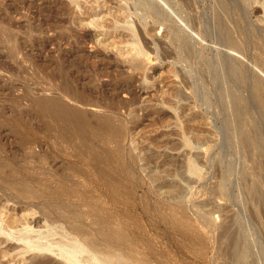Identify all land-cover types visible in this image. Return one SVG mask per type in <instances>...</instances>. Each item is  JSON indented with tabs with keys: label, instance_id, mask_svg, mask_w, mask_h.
<instances>
[{
	"label": "rangeland",
	"instance_id": "1",
	"mask_svg": "<svg viewBox=\"0 0 264 264\" xmlns=\"http://www.w3.org/2000/svg\"><path fill=\"white\" fill-rule=\"evenodd\" d=\"M96 1L0 0V264H30L36 251L14 239L24 226L101 258L120 248L126 264H264V165L234 132L227 97L263 125L251 86L264 88V0ZM226 23L244 54L214 42ZM226 59L243 76L222 77ZM129 81L134 99L114 97Z\"/></svg>",
	"mask_w": 264,
	"mask_h": 264
},
{
	"label": "bare ground",
	"instance_id": "2",
	"mask_svg": "<svg viewBox=\"0 0 264 264\" xmlns=\"http://www.w3.org/2000/svg\"><path fill=\"white\" fill-rule=\"evenodd\" d=\"M71 1H73V0H71ZM89 1H92L93 3H95L96 5L95 6H93L94 8L95 7H98V2L96 1V0H89ZM124 1H126V0H124ZM136 1V0H135ZM138 1V0H137ZM140 1V0H139ZM146 1V0H145ZM77 2V1H76ZM142 2V1H141ZM71 3V2H70ZM120 3V2H119ZM116 4V9H117V11L121 14V15H124L125 14V10H126V8L123 6V5H120V4ZM77 4V3H76ZM75 4V5H76ZM101 4V3H100ZM144 5V4H143ZM147 5V4H146ZM146 5H144V6H146ZM83 6H85L86 7V5H83ZM85 7H83L84 9H85ZM138 7V6H137ZM87 8V7H86ZM89 8V7H88ZM93 8V9H94ZM139 8V7H138ZM148 8V7H147ZM152 8V7H151ZM92 9V10H93ZM91 10V9H90ZM115 10V9H114ZM60 11H62V12H65L66 10L65 9H60ZM94 11H95V9H94ZM151 11V10H150ZM255 11V10H254ZM85 12H86V10H85ZM148 12V11H147ZM153 12V11H152ZM88 13V12H87ZM154 13H156V11L154 12ZM98 14V13H97ZM96 12H95V17L94 18H92L91 20H89V22L91 21L92 23H97V20H98V18L96 17ZM158 14V13H157ZM93 15V14H92ZM92 15H89V16H92ZM125 16V15H124ZM157 18H158V16H157ZM63 20V19H62ZM64 20H65V18H64ZM230 20H232V19H230ZM229 20V21H230ZM192 22V21H191ZM190 23V22H189ZM227 23H228V19H227ZM227 23L225 24V26L224 25H222V26H215L216 27V30L214 29L213 31L216 33L213 37L215 38V41L214 42H216L218 45H223V46H226V47H228V48H231V50H235V52H238V53H243V47H241L238 43H237V39H236V37L234 36L235 34H233L234 33V31H236V30H234V31H232L231 29H230V26L228 27L227 26ZM230 24V23H229ZM228 24V25H229ZM233 24V23H232ZM235 24V23H234ZM238 24V23H237ZM192 25H193V23H192ZM191 25V26H192ZM234 26V25H233ZM232 26V27H233ZM236 27V26H235ZM235 29V28H234ZM212 31V30H211ZM212 34H214V33H212ZM202 36H204V35H202ZM212 36V35H211ZM85 38L86 40H90L91 39V36H90V32L89 31H87L83 36H82V38ZM210 37V36H209ZM212 37V38H213ZM180 40V39H179ZM186 41V40H185ZM213 41V40H212ZM107 43V42H106ZM105 43V44H106ZM182 50H184V54H185V56H190L191 55V51H190V47H189V45L187 44V43H183L182 44ZM245 50V49H244ZM246 52V51H245ZM248 52V51H247ZM259 52V51H258ZM244 54V53H243ZM242 54V55H243ZM193 55V54H192ZM254 55V54H253ZM219 56V55H218ZM245 56V55H244ZM257 57V56H256ZM221 58V57H220ZM227 58V57H226ZM247 58V57H246ZM216 59V58H215ZM218 59H219V57H218ZM254 59V58H253ZM221 60V59H220ZM219 60V61H220ZM260 60V59H259ZM199 61V60H198ZM218 61V60H217ZM222 61H223V58H222ZM225 62H223L224 64H222V62H221V64H219V66L220 65H223V66H220L221 67V70H220V67L219 66H217V64H216V62H215V66H217V68L219 67V70L222 72H225V74H224V76L222 75V77H226V75L227 74H229V75H231V73L230 72H232V71H239V69H240V65L238 66L237 64H239V63H237V62H234L235 60H230V59H228V61H227V59L226 60H224ZM220 63V62H219ZM237 63V64H236ZM257 63V62H256ZM262 63V62H261ZM254 64H255V62H254ZM258 64V63H257ZM117 65V64H116ZM259 66V69L261 68V69H263L264 70V66H263V63H262V65L261 64H258ZM212 66V65H211ZM214 66V67H215ZM116 67H120V65L119 66H116ZM213 69V68H212ZM216 69V68H215ZM225 69V70H224ZM260 69V70H261ZM218 69H216V70H214V71H217ZM241 70H242V68H241ZM262 70V71H263ZM213 71V70H212ZM213 71V72H214ZM219 71V72H220ZM237 71V72H238ZM218 72V71H217ZM216 72V73H217ZM234 72V73H235ZM246 72V71H245ZM244 72V73H245ZM233 73V74H234ZM238 73H240V72H238ZM210 74V73H209ZM232 74V75H233ZM242 76H243V74H242V72L240 73ZM239 74V75H240ZM248 73H246V75H247ZM200 75H205V71L203 70V69H201V74ZM217 75V74H216ZM228 75V76H229ZM236 77L238 76L237 74H234ZM233 75V77L235 78V76ZM212 76V75H211ZM215 76V75H214ZM218 76V75H217ZM228 76L226 77L227 79L226 80H228ZM245 76V75H244ZM221 77V75H220V78H222ZM247 77H248V75H247ZM232 77L230 76V78L229 79H231ZM241 78V77H240ZM219 79V78H218ZM217 79V80H218ZM237 79H239V76L237 77ZM213 80V79H212ZM217 80H213V81H215L216 83L215 84H218V83H220L221 82V80H220V82L219 81H217ZM235 80H236V78H235ZM240 80V79H239ZM247 80H249V79H247ZM257 80V82H255ZM230 81V80H229ZM233 81H234V79H233ZM238 81V80H237ZM236 81V82H237ZM241 82H242V80H240ZM244 81V80H243ZM254 81V80H253ZM253 81H252V83H253ZM255 83H254V87L253 86H251L252 88H253V92H251V93H254L252 96H254L255 98H257L258 100H259V103H261L260 104V106L262 107V108H264V94H262V90H264V88H263V83L261 82H259V80L256 78L255 79ZM206 82V81H205ZM218 82V83H217ZM223 82V81H222ZM235 82V83H236ZM241 82H239L238 81V83H241ZM249 82V81H248ZM227 83H228V81H227ZM231 83V82H230ZM243 83V82H242ZM246 83V82H245ZM250 83H251V81H250ZM220 85V84H219ZM236 86H237V84H235ZM234 85V86H235ZM239 85V84H238ZM245 85V84H244ZM230 86H233L232 84H230ZM240 87L241 86H243L242 84H240L239 85ZM246 86V85H245ZM227 87H228V85H227ZM249 87V86H248ZM237 88V87H236ZM241 88H243V87H241ZM245 88V87H244ZM247 88V87H246ZM251 88V89H252ZM216 89V88H215ZM220 89H221V86H220ZM232 89H234V88H232ZM222 90V89H221ZM224 90H231V88L229 87V89L227 88V89H224ZM223 90V94H224V92L226 93V91H224ZM239 90V89H238ZM246 90V89H245ZM244 90V91H245ZM249 90V89H248ZM248 90H247V93H248ZM218 91V90H217ZM232 91V90H231ZM236 91H237V89H236ZM120 92H125L126 94H128L129 96L128 97H130V99H134V94H135V92H134V88H133V83L131 82V81H129V82H118L117 84H114L113 85V93H114V97H117L118 95H119V93ZM242 92V91H241ZM235 93V92H234ZM240 93V92H239ZM264 93V92H263ZM228 94V93H227ZM226 94V95H227ZM237 94H238V92H237ZM240 94H242V93H240ZM221 95V94H220ZM249 95V94H248ZM77 96V97H76ZM222 96V95H221ZM239 96V99L241 100V98H242V95L240 96V95H238ZM247 96V95H246ZM263 96V97H262ZM227 97H230V104H229V108H232V111H230L231 112V115H232V117H230V119L232 118L233 119V121H234V126H235V129H236V131H234V132H238L240 135H241V137H240V139L242 140V142H244V144L248 147V148H250L251 150H253L254 152H255V154H256V156H259V157H261L262 159V161H261V163L259 162V166H263L264 165V138L261 136V130H258L257 129V127L259 128H261L263 125H264V121H263V117H262V123H263V125L261 124V122H260V118H258V120H259V122H260V124L262 125H254L255 124V120H251V117L249 118L250 120H246V117L244 116L246 113H247V111H246V109L245 108H248L249 106L248 105H246L247 103H249V102H246V104H245V102H244V104L243 103H239L238 102V97H236V95L234 94V95H232V96H229V94L227 95ZM245 97V96H244ZM248 97V96H247ZM221 98V97H220ZM250 98H251V96H250ZM249 98V99H250ZM70 99H73V101H77L78 103H80L81 105H96L97 103H94L92 100H84V99H80L79 97H78V95H73V94H71L70 95ZM245 99H248V98H244V100ZM252 99V98H251ZM252 100H254V99H252ZM251 100H250V106H251ZM257 103V102H256ZM123 104H124V101H121V100H118L117 101V105L118 106H123ZM43 105L46 107V108H55V110L53 111L54 113H55V115H57V116H59V117H61L62 119H65V120H67L69 123H71L72 125H74V126H80V125H82L83 123H84V119H83V117H84V115H83V111L82 110H80V109H77L76 107H74V106H71V105H69V104H67V103H65L64 101H59V102H55L54 103V106L53 107H50V101H46V100H44L43 101ZM254 105H255V103H254ZM248 106V107H247ZM253 106V105H252ZM251 108H253V107H251ZM228 112V111H227ZM255 112H257V111H255ZM262 112H264V111H262ZM250 113V112H249ZM258 113H261V112H259L258 111ZM230 115V114H229ZM246 115H248V114H246ZM251 115V114H250ZM249 115V116H250ZM262 115H263V113H262ZM257 117H258V115H256ZM260 116V115H259ZM264 116V115H263ZM245 117V119L244 120H246L247 122H245L244 121V126H245V128H243L242 129V121H243V118ZM248 117V116H247ZM252 118H254V116L252 117ZM256 118V117H255ZM231 119V120H232ZM258 120H256V121H258ZM254 122V123H253ZM256 124H258V123H256ZM264 127V126H263ZM262 127V128H263ZM234 129V130H235ZM244 129H246V130H244ZM256 129V130H255ZM238 130V131H237ZM263 132V131H262ZM236 133H234V135H235ZM238 134V135H239ZM197 136V135H196ZM235 138H236V136H235ZM197 139H199L198 138V136H197ZM238 140H239V138H238ZM237 140V141H238ZM241 140H239L240 142H241ZM236 141V140H235ZM237 143H239V142H237ZM241 145H242V143H240ZM246 146H244V147H246ZM243 147V146H242ZM248 148H247V151H248ZM249 149V150H250ZM250 150V151H251ZM247 151L245 150V152L247 153ZM252 151V152H253ZM251 152V153H252ZM248 154H249V152H248ZM247 154V155H248ZM252 156H253V154H251ZM252 156H250V154H249V156H248V158H250V157H252ZM253 158V157H252ZM256 159H257V157H255ZM259 159V158H258ZM252 160V159H251ZM260 160V159H259ZM257 161V160H256ZM255 161V162H256ZM254 162V163H255ZM258 164V163H257ZM256 165V164H255ZM255 165H253V166H255ZM259 166H257V167H259ZM253 169H255V167L254 168H252V170ZM258 170H260V167L259 168H257ZM262 169V168H261ZM258 170H254V171H252V172H256V171H258ZM253 173V174H254ZM257 173V172H256ZM256 183V182H255ZM255 186L257 187V185L255 184ZM259 187V186H258ZM257 189V188H256ZM262 192V191H261ZM253 196V195H252ZM260 201V200H259ZM23 217V216H22ZM24 219V218H23ZM25 221V220H24ZM23 221V222H24ZM7 222V221H6ZM6 224V223H5ZM8 224V223H7ZM25 224V223H24ZM16 231V230H15ZM14 232V231H13ZM10 233V232H9ZM15 235V238L16 239H18L20 242H22V243H25V244H27L28 246H33V247H48V248H54V249H56V250H59V251H61V252H64L65 254H66V256H68V258L70 259V262L68 263V264H117V263H115V261H110V260H107V259H105V258H101L99 255H96V254H93V253H91L89 250H88V248H86L83 244H81V243H78L77 241H75V240H72V239H67V237L65 236V235H63V234H60V236L61 237H59V238H55L54 239V237H53V230L51 229V228H47V229H45V230H33V229H31L29 226H24V227H21L20 229H18L17 231H16V234H14ZM231 244L234 246V248H233V251H236V246H237V240H235V239H232L231 240Z\"/></svg>",
	"mask_w": 264,
	"mask_h": 264
},
{
	"label": "water",
	"instance_id": "3",
	"mask_svg": "<svg viewBox=\"0 0 264 264\" xmlns=\"http://www.w3.org/2000/svg\"><path fill=\"white\" fill-rule=\"evenodd\" d=\"M189 170L191 173L195 174L194 167L189 163ZM14 237V236H13ZM14 239H16L14 237ZM19 241L18 239H16ZM81 242V241H80ZM88 242V241H87ZM84 241V243H87ZM21 246V250L24 252H29L31 250L36 251V253L33 254L30 264H68L70 262V259L64 252H61L59 250H56L54 248H48V247H33L28 246L25 243L19 242ZM89 243V242H88ZM108 249L101 247L102 252L100 254L104 255L103 257L110 259L111 257H114L116 260L115 262L118 264H126L122 258V250L120 248H117V250L113 249V247L107 246Z\"/></svg>",
	"mask_w": 264,
	"mask_h": 264
}]
</instances>
